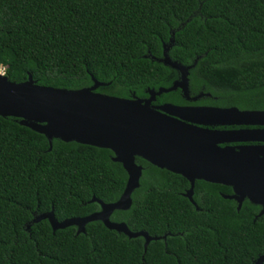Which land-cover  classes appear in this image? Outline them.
<instances>
[{
  "label": "trees",
  "instance_id": "1",
  "mask_svg": "<svg viewBox=\"0 0 264 264\" xmlns=\"http://www.w3.org/2000/svg\"><path fill=\"white\" fill-rule=\"evenodd\" d=\"M173 61L190 66L195 104L264 110V0H0V66L11 82L29 74L40 86L130 99L169 88L180 74L157 60L171 38ZM158 102L189 104L181 90ZM0 116V264H254L264 254V217L232 189L196 181L194 201L182 176L139 159L144 167L129 210L113 222L152 241L130 239L89 223L53 231L35 216L54 208L58 221L116 202L127 173L107 149L53 140ZM30 227V228H29Z\"/></svg>",
  "mask_w": 264,
  "mask_h": 264
},
{
  "label": "water",
  "instance_id": "2",
  "mask_svg": "<svg viewBox=\"0 0 264 264\" xmlns=\"http://www.w3.org/2000/svg\"><path fill=\"white\" fill-rule=\"evenodd\" d=\"M173 37L164 45L158 62L176 70L180 78L169 88L148 90L147 98L126 99L97 92L106 84L92 78L91 87L69 90L38 85L31 74L20 83L9 81L0 74V116L15 118L20 125L44 135L52 150L53 140L107 149L113 161L127 173V183L121 197L113 203L93 198L100 210L85 217L58 221L54 208L35 216L32 223L48 220L53 231L77 228V235L86 232L89 223L100 221L104 226L130 239H145V252L152 241L166 239L151 237L147 232H133L124 222H113L115 211L129 210L132 195L140 187L142 166L136 158L181 175L189 183L185 194L193 200L196 181L231 187L240 211L243 203L260 207L257 216L264 217V145L231 146L236 143H264V129L220 130L214 127H264V110H241L238 107H189L166 103L154 107L162 94L181 90L185 100L195 102L202 97L190 96V70L173 61L169 51ZM30 228V227H29ZM254 264H264V254Z\"/></svg>",
  "mask_w": 264,
  "mask_h": 264
},
{
  "label": "flooded vegetation",
  "instance_id": "3",
  "mask_svg": "<svg viewBox=\"0 0 264 264\" xmlns=\"http://www.w3.org/2000/svg\"><path fill=\"white\" fill-rule=\"evenodd\" d=\"M190 82V81H189ZM198 95H202V97L200 98V99H202V98H204V97H210L211 96V94H209V93H204V92H200L199 94H195V95H191V93H190V96L193 98V97H196V96H198ZM183 96V95H182ZM158 98V97H157ZM157 98H156V101L155 102H153V106L154 107H160V106H162V105H164V104H166V103H169V102H158V100H157ZM184 98V97H183ZM185 99V98H184ZM200 99H198L197 101H195V102H189V101H187L189 104H184V105H178V106H189V107H202V106H208V105H198V104H195L196 102H198ZM170 104H172V103H170ZM175 105V104H174ZM210 107H217V106H210ZM214 129H220V130H240V129H264V127H261V126H249V127H246V126H240V127H237V126H231V127H219V128H217V127H214ZM243 145H264V143H259V142H257V143H236V144H231V146H243ZM139 159H142V158H136V163L138 164V165H140V166H142V168H143V170H144V167H143V165L141 164V163H139ZM143 160V159H142ZM145 161V160H144ZM147 162V161H146ZM149 163V162H148ZM154 166V165H153ZM156 167V166H155ZM158 168V167H157ZM160 169V168H159ZM165 170V169H164ZM168 171V170H167ZM170 172V171H169ZM172 173V172H171ZM143 175V174H142ZM181 176V175H180ZM142 178V177H141ZM231 188V187H230ZM232 189V188H231ZM189 190V189H188ZM187 190V191H188ZM187 191H186V193H187ZM185 193V194H186ZM185 194H184V196H185ZM223 195H226V194H222V197H223ZM233 195V190H232V193L231 194H229V195H227V196H232ZM193 197H194V195H193ZM187 198V197H186ZM224 198V197H223ZM225 199V198H224ZM193 200H194V198H193ZM228 200V199H227ZM191 202V201H190ZM195 202V201H194ZM236 202V201H235ZM237 203V202H236ZM252 204V203H251Z\"/></svg>",
  "mask_w": 264,
  "mask_h": 264
},
{
  "label": "built area",
  "instance_id": "4",
  "mask_svg": "<svg viewBox=\"0 0 264 264\" xmlns=\"http://www.w3.org/2000/svg\"><path fill=\"white\" fill-rule=\"evenodd\" d=\"M0 74L6 75V69L2 66H0Z\"/></svg>",
  "mask_w": 264,
  "mask_h": 264
}]
</instances>
